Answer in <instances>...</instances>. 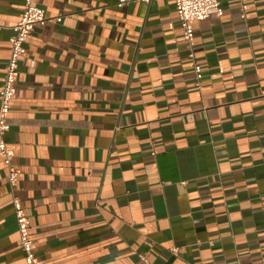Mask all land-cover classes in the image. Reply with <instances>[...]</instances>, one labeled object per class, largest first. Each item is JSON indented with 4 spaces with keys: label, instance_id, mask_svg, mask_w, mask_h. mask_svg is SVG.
<instances>
[{
    "label": "crops",
    "instance_id": "0c3cea01",
    "mask_svg": "<svg viewBox=\"0 0 264 264\" xmlns=\"http://www.w3.org/2000/svg\"><path fill=\"white\" fill-rule=\"evenodd\" d=\"M35 0L0 155V264H264V0ZM24 0H0V89ZM59 21H52L55 18ZM201 69L196 86L194 67ZM177 249L172 253V249Z\"/></svg>",
    "mask_w": 264,
    "mask_h": 264
},
{
    "label": "built area",
    "instance_id": "2783aa9c",
    "mask_svg": "<svg viewBox=\"0 0 264 264\" xmlns=\"http://www.w3.org/2000/svg\"><path fill=\"white\" fill-rule=\"evenodd\" d=\"M132 1H139L150 4L158 0H117L116 6L122 7ZM244 18L246 4L243 0H236ZM176 17L182 32V38L188 47L194 44V33L192 24L201 22L209 18H220L223 9L218 0H174ZM55 18L52 21H59ZM47 21L44 10L35 4V0H24L21 16L17 24L12 27V35L9 38V54L4 66V76L0 89V155L7 170L6 181L10 187H15L18 181L19 172L12 164L14 153L4 140L9 130L8 115L11 104L16 98V80L18 62L25 54V45L37 26L43 25ZM196 86L202 77L199 66L194 67ZM12 207L19 235V247L23 252L26 264H41L35 254V242L30 235V224L20 200L16 197L12 199ZM172 253L177 249L173 248ZM144 264H152L144 260Z\"/></svg>",
    "mask_w": 264,
    "mask_h": 264
}]
</instances>
